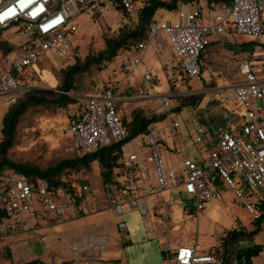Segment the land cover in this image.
Returning a JSON list of instances; mask_svg holds the SVG:
<instances>
[{
	"label": "built area",
	"instance_id": "1",
	"mask_svg": "<svg viewBox=\"0 0 264 264\" xmlns=\"http://www.w3.org/2000/svg\"><path fill=\"white\" fill-rule=\"evenodd\" d=\"M140 1L0 0V26L13 28L20 38L14 41L16 48L0 47V106L5 111L17 102L19 95L39 88L31 80L37 64L48 54L58 55L68 64L76 62L72 25L77 14L89 12L97 16L110 4L133 15L138 13ZM263 4L264 0L213 2L207 9L213 19L209 24L204 21L202 8L193 1H183L176 19L150 21L148 36L136 44L134 55L116 56H120L121 69L129 72L143 61L148 44L163 31L185 75L193 79L201 75L204 64L201 53L211 43L213 34L248 35L254 42L252 53L239 65L241 78L212 89L222 108L220 118L213 123L203 122L198 107L192 106L183 120L196 152L186 154L180 138L182 121L172 118L184 174L169 179L156 123L149 122L143 133L122 145L121 164L113 180L103 183L101 208L111 207L119 216L124 215L127 206L139 209L144 216L170 214L171 198L165 203L157 198L150 208L147 197L177 189L194 201L193 207L199 212L217 196L219 186L226 184L254 218L259 216L256 202L264 197V77L254 70V64L257 57H264V45L258 42L264 30ZM143 75L151 86L159 79L149 70ZM129 92L147 94L146 90L134 87ZM170 96L181 95L176 92L159 95V113L167 114L172 109ZM68 131L72 135L73 151L78 155L126 140L128 131L113 87L106 86L99 93L86 96ZM60 180L61 184L54 186L42 176L31 179L17 171L0 175V244L10 234L39 227L40 219L55 226L78 215L95 213L98 206L90 183V169L82 167L64 173ZM117 227L127 243L131 236L126 221L119 220ZM152 231L147 229V235L151 236ZM161 244L164 259L172 264H224L216 250L199 253L196 245L180 244L172 248L166 240ZM108 246V240H92L83 249L71 246L73 256L68 262L55 264H128L120 258L104 257L103 251ZM261 254L264 261V249Z\"/></svg>",
	"mask_w": 264,
	"mask_h": 264
},
{
	"label": "rangeland",
	"instance_id": "2",
	"mask_svg": "<svg viewBox=\"0 0 264 264\" xmlns=\"http://www.w3.org/2000/svg\"><path fill=\"white\" fill-rule=\"evenodd\" d=\"M203 13L204 21L213 23V19L208 16L207 8ZM262 15L264 27V4ZM155 18L174 20L176 13L173 10L161 8L155 14ZM139 23L138 14H126L110 4H106L97 16L89 12L77 14L72 25L76 60L83 61L88 54L97 55L107 47V39L125 36L136 29ZM3 36L15 42L20 40L11 27L4 32ZM234 38L237 43L240 38L244 39L240 40L241 46L254 43L248 35L235 34ZM130 40L135 39L131 38L128 42ZM258 42L264 45V30ZM231 45L230 41H217L215 36H212V42L206 46L203 55L202 75L185 80L167 35L160 31L156 39L148 44L143 61L128 73L121 69L119 56L112 60H105L101 65L93 64L85 74H77L74 77V83L83 95L97 94L104 87L113 86L118 110L124 121H129L134 113L148 117L157 115L160 110L157 100L159 95L171 94V92L180 94L181 96L176 98L170 96V102L174 106L163 119L155 122L165 170L169 179L178 178L184 174V166L178 152L179 142L174 134L172 118L182 121L180 138L186 154L196 152L194 144L189 140L190 136L183 120L188 116L190 107L197 106L207 98L208 93L204 94L202 88L214 85L228 86L241 78L239 60L242 52L236 50L233 53ZM128 48L130 49L123 50L118 55L126 57L136 53L135 46ZM257 59L254 70L260 74L264 72V57H257ZM64 65L66 62H63L62 57L48 54L37 64L38 69L31 80L33 85L39 88L19 95L20 100L27 99L28 94H36L47 101L29 103L20 115L13 145L7 150V156L13 161L47 168L60 160L75 156L72 135L68 127L74 115L82 110L84 96L78 93L73 94L75 101L63 107L51 102L59 93ZM145 70L159 76L154 86L145 81L143 75ZM59 76L61 79H57ZM132 87L146 90L147 94H132L129 92ZM191 92L197 97L191 95ZM193 99H197L195 105L191 104ZM178 104L182 107L174 111ZM3 111L4 107L0 106L1 127ZM96 164H100L99 160L93 163V167ZM93 183H91L92 189ZM179 189L182 187L180 186ZM93 191L95 199L98 200L97 192ZM157 198L162 203L171 198L173 204L170 214L152 213L144 216L139 209L127 206L124 215L119 216L111 207H97L93 214L78 215L74 219L55 226L46 225V222L40 219L39 227L10 234L5 238L0 244V264H19L34 260L38 261L35 264H55L62 261L63 255L68 256L73 252L71 246L83 249L92 240L109 241V246L103 251L104 257L107 258H120L128 264H172L163 257L161 244L163 240L168 241L172 248L180 244L196 245L197 251L204 253L222 249L225 231L237 227L249 232L255 226L253 214L226 184L220 185L217 196L199 212L193 207L194 201L177 189L171 193L164 191L157 196H148L150 208L153 207L154 200ZM122 219L126 221L131 236L127 243L124 242L117 227V222ZM262 226L261 232L254 237L256 243L264 241V224ZM149 228L153 230L151 236L147 235ZM240 245L236 246L240 247ZM253 264H264L263 255L254 257Z\"/></svg>",
	"mask_w": 264,
	"mask_h": 264
},
{
	"label": "trees",
	"instance_id": "3",
	"mask_svg": "<svg viewBox=\"0 0 264 264\" xmlns=\"http://www.w3.org/2000/svg\"><path fill=\"white\" fill-rule=\"evenodd\" d=\"M188 0H141L138 8L139 26L130 33L120 38H109L106 40L107 47L100 51L97 55L88 54L83 61H77L73 64H69L62 70V81L59 83V93L51 102L58 106H65L68 103H73L74 95L79 94L80 90L77 89L76 83H74V77L79 74H85L93 64L101 65L105 60H112L119 52L123 50H129L130 46H136V44L148 36V26L150 21L155 18V14L161 8L177 11L179 4ZM196 3L200 8H207L211 3H218L223 0H190ZM230 2L231 0H224ZM125 13V12H124ZM127 14V13H126ZM8 28L0 26V47L2 48H16V44L10 38L3 36L4 32ZM134 38L132 41L129 39ZM205 54V50L201 53V59ZM179 62V61H178ZM181 75L185 80H191L184 73L182 65ZM203 70V68H202ZM201 70V73H202ZM201 76V75H200ZM59 79L60 76L58 77ZM58 81V80H57ZM113 87V86H111ZM77 90V91H76ZM76 91V92H72ZM114 92V87H113ZM25 94V93H24ZM196 98L197 95L193 94ZM197 100V99H196ZM196 100L193 99L191 104L195 105ZM47 101L41 96L36 94H28L27 99L20 100L4 111L2 119V127H0V175L7 171H17L33 179L38 176L48 178L54 186L60 185V177L62 174H68L73 170L86 167L91 169L92 162L99 160L101 166V175L103 183L111 182L115 176L117 167L121 164L122 159V145L132 139L135 135L143 133L146 129V125L149 122H157L166 114L157 112V115L150 117L142 115L140 113H134L129 121L123 120V123L128 131V138L126 140L114 141L108 145L99 148L97 151L78 155L75 153L74 157L65 158L58 161L56 164L47 168H39L35 165L28 163H21L13 161L7 156V150L13 145L14 134L16 125L19 121L20 115L26 110V106L29 103H39ZM190 104V103H189ZM82 109V108H81ZM78 113L74 115L73 120L78 117ZM72 120V121H73ZM256 207L259 212V216L254 218L255 226L249 232L246 230H240V228H232L227 231V234L222 238V249L219 248V252L223 259L224 264H253L254 257L261 254L264 249V241L262 243L254 242V237L257 236L264 224V197L256 202ZM242 246H241V245ZM236 245H240L237 247ZM37 260L29 261L19 264H35Z\"/></svg>",
	"mask_w": 264,
	"mask_h": 264
},
{
	"label": "crops",
	"instance_id": "4",
	"mask_svg": "<svg viewBox=\"0 0 264 264\" xmlns=\"http://www.w3.org/2000/svg\"><path fill=\"white\" fill-rule=\"evenodd\" d=\"M205 9H206V7L203 9V11ZM207 9H208V7H207ZM122 12H124V11H122ZM235 34L236 33H232L230 36H224V35H220V34H213L212 36H215V38H216L217 41H224V42L230 41L231 44H232L231 45V50L233 51V53H235L236 50L242 52V57H240V60H239V65H240V63L244 60V58L247 55H249V54L252 53L253 48H252L251 43H249V44H243L241 46L242 43L240 42V40L243 39V38H240L239 42L237 43L236 40H235V38H234V35ZM246 41L249 42L248 39H246ZM211 42H212V40H211ZM62 59H63V62H66V65H64V67L67 66V65H69L64 58H62ZM203 68H204V64H203ZM145 71H147V70H145ZM201 75H202V73H201ZM259 75L262 76V77H264V72L260 73ZM57 79H58V77H57ZM205 83L206 84H209L211 82H205ZM215 87H217V86L214 85V86H211V87H207V88H202L201 89L202 91L205 92L204 94H206V93H208V94L206 95L207 98H205L200 104H198L197 107H198L199 113L201 115L200 120L203 121V122H206V123H213V122L217 121L220 118V115H221V112H222V108L220 106V103L215 98L214 92H212V89L215 88ZM82 93H79V94H81L82 96H84L83 99H82L83 101H84V99H85L86 96L92 95V94H88V93H85L83 95ZM171 93H173V92H171ZM181 107L182 106H180L178 104V105H176V107L173 110L174 111L175 110H179ZM0 118H1V116H0ZM94 162L96 163L97 160H95V161L92 162V167L90 169V182L91 183L94 182L92 186H93V190H95L97 192V194H98V197H97L98 200H96L97 206L98 207H101V205L103 203V190H104V185H103L102 175H101V166H100V164H96V166L93 167V163ZM74 218H72V219H74ZM72 256H73V253H71L68 256H64L63 255L62 256V261L63 262L64 261L65 262H68V260Z\"/></svg>",
	"mask_w": 264,
	"mask_h": 264
}]
</instances>
